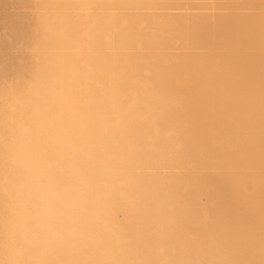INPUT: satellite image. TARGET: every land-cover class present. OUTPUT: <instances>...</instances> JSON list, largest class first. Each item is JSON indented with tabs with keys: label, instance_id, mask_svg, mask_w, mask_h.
Instances as JSON below:
<instances>
[{
	"label": "bare ground",
	"instance_id": "6f19581e",
	"mask_svg": "<svg viewBox=\"0 0 264 264\" xmlns=\"http://www.w3.org/2000/svg\"><path fill=\"white\" fill-rule=\"evenodd\" d=\"M219 3L0 0V264H264V0Z\"/></svg>",
	"mask_w": 264,
	"mask_h": 264
},
{
	"label": "rangeland",
	"instance_id": "374dc122",
	"mask_svg": "<svg viewBox=\"0 0 264 264\" xmlns=\"http://www.w3.org/2000/svg\"><path fill=\"white\" fill-rule=\"evenodd\" d=\"M42 1V4L40 5V8H39V11L40 12H42L43 11V13H48L49 14V12L50 13H54V12H56V14L57 15H59L60 16V19H61V24L64 22V23H69V22H71V23H75V25H76V27H79L80 25H84L85 23H88L89 22V24L91 23V20H92V18H94L95 19V17L96 18H98L97 16H99V17H101V16H110V15H119V16H122V15H130V14H132V15H148V14H154V15H161V16H165V15H171L172 13H174V14H176V13H178V14H182V13H189V14H192V13H197V12H202V7H203V4L205 5V4H207V3H209V2H213L214 1V3H218V4H220L219 2L221 1L222 2V0H147V1H143V0H141L142 2L141 3H146L147 5H145V6H143V5H140L141 3H137L136 2V0H132L133 2H135L134 4H130L129 2H128V0L127 1H125L124 0V2L123 1H121L120 2V0L118 1V0H41ZM64 1H66V3L64 2ZM73 1H75L74 3H73ZM78 1V2H77ZM84 1V2H83ZM101 1V2H100ZM104 1H106V2H104ZM116 1V2H115ZM131 0H130V2H132ZM138 1V0H137ZM140 1V0H139ZM148 1H150V3L148 2ZM154 1H158V4H157V2H154ZM167 1V2H166ZM180 1V2H179ZM182 1V2H181ZM203 1L205 2V3H203ZM216 1V2H215ZM54 2V3H53ZM57 2V3H56ZM92 2V3H91ZM116 4H115V3ZM162 2V3H161ZM176 2V3H175ZM184 2V3H183ZM187 2H188V4H187ZM192 2L194 3V4H192ZM64 3H65V5H64ZM67 3H69V4H67ZM79 3V4H78ZM81 3H83V5L81 4ZM88 3V4H87ZM121 3V4H120ZM128 4V5H125V4ZM153 3H155V4H153ZM160 3V4H159ZM167 3H169V4H167ZM171 3H173V4H171ZM45 4V5H44ZM95 4H96V6H95ZM110 4V5H109ZM122 4H123V6H122ZM179 4H182V5H179ZM184 4V5H183ZM191 4V5H190ZM71 5V6H70ZM117 5H118V7H117ZM135 6V7H132V6ZM138 5V6H137ZM141 7H140V6ZM154 5H155V8H154ZM169 7H168V6ZM173 5V6H172ZM175 5V6H174ZM103 6V7H102ZM106 6V7H105ZM129 8H128V7ZM143 6V7H142ZM152 6V7H151ZM158 6V7H157ZM171 6V7H170ZM177 6V7H176ZM179 6V7H178ZM192 6H193V8H195V7H197L196 9H193L192 8ZM195 6V7H194ZM56 7V8H55ZM68 7V8H67ZM131 7V8H130ZM137 7V8H136ZM148 7V8H147ZM160 7V8H159ZM183 9H182V8ZM189 7H191V8H189ZM200 7V8H199ZM49 8V9H48ZM54 8V9H53ZM102 8H103V10H102ZM116 8H117V10H116ZM133 8V9H132ZM144 9V10H142V13L141 12H139L140 10L139 9ZM147 8V9H146ZM168 8V9H167ZM176 8V9H175ZM181 8V9H180ZM189 8V9H188ZM75 9V10H74ZM77 9V10H76ZM89 9H91V10H89ZM98 9V10H97ZM105 9V10H104ZM126 11H125V10ZM129 9V10H128ZM132 9V10H131ZM135 9V10H134ZM185 9V10H184ZM86 10V11H85ZM100 10V11H99ZM113 10V11H112ZM139 10V11H138ZM149 10V11H148ZM47 11V12H46ZM60 11V12H59ZM118 11V12H117ZM130 11V12H129ZM144 11V12H143ZM209 11H211V12H218V11H221V9H215V10H209ZM68 12V13H67ZM72 12H73V14H72ZM192 12V13H191ZM78 13V14H77ZM76 14V15H75ZM122 14V15H121ZM68 15H69V17H68ZM66 16V17H65ZM73 16V17H72ZM68 17V18H67ZM76 17V18H75ZM85 17V18H84ZM65 20H64V19ZM70 19V20H69ZM84 19V20H83ZM63 20V21H62ZM89 20V21H88ZM87 21V22H86ZM93 21V20H92ZM77 22H79V23H81V22H83V23H81V24H79V26H78V23ZM63 23V24H64ZM66 24H64V25H61L62 26V28H66V26L68 25H66ZM138 26H139V23L137 24ZM64 26V27H63ZM85 26H88V24H86V25H84V26H82L81 28H80V32H81V29L83 28V27H85ZM75 27V28H76ZM94 28H96L95 30H94V32L93 33H95V34H98V33H96L97 31H100V28H99V26H94ZM98 28H99V30H98ZM179 28H180V32L183 34V32H184V30L182 29V27L181 26H179ZM84 30H85V28H83ZM82 29V30H83ZM76 30H77V28H76ZM84 30L82 31V32H84ZM79 31H75L76 32V36H78L79 38H81V34H83V33H80ZM75 32H74V36H75ZM78 34V35H77ZM94 34V35H95ZM80 35V36H79ZM77 37H75L74 39H76ZM78 39V38H77ZM88 41H89V39L88 40H86V42H87V44H88V47L87 46H85V48H86V50H85V48H84V51L87 53L88 52V54L90 55V54H92V50L94 51V48L92 47L91 48V44L90 43H88ZM86 44V45H87ZM90 44V45H89ZM112 48V49H111ZM109 49H110V51H109ZM91 50V51H90ZM113 50V51H112ZM89 51H90V53H89ZM101 51H103L104 53H108V54H117V53H123V52H126V51H129V50H126V48H120L119 46H115V44H112V42L111 43H109L108 45H106L105 47H102L101 49H100V52ZM95 52V51H94ZM80 58V57H79ZM81 59V58H80ZM80 59H78V62H82L83 61V58L81 59V61H80ZM84 62V61H83ZM83 62L82 63H80V66H85V65H87L85 68H87L88 69V67L90 66V68H89V75H91L90 73H92L93 72V69L97 72V74L98 73H100L99 71H101V73H103L102 72V69L100 70V68L98 67V66H94V68H93V66L92 65H94V64H83ZM86 62V61H85ZM82 64V65H81ZM89 65V66H88ZM82 66V67H83ZM92 67V68H91ZM98 68H99V70H98ZM92 70V71H91ZM93 74H94V72L92 73V76L91 77H93ZM96 74V75H97ZM95 75V74H94ZM98 76H99V74H98ZM91 77H90V79H91ZM94 77H96V76H94ZM100 77H102V76H100ZM100 77H96V78H94V81H93V83L94 84H96V83H98V85H101V83H103L104 81H102L101 79H103V78H101L100 79ZM104 77V76H103ZM97 78H99V79H97ZM100 80V81H99ZM91 81H92V79H91ZM11 169V167L9 168V170ZM189 170H192L191 168L189 169ZM176 171H180L179 169H177ZM206 171H209V170H206ZM16 206V204L14 203V204H12V206ZM116 216H119V215H116ZM115 216V217H116ZM117 218V217H116ZM116 220H121V216H119V218L118 219H116ZM88 251V255H89V253L91 252L90 250H87ZM90 251V252H89ZM86 255H87V252H86ZM90 255H91V253H90ZM88 260H90V258L88 259ZM65 262V264H67V262L66 261H64ZM64 262L62 263V264H64Z\"/></svg>",
	"mask_w": 264,
	"mask_h": 264
}]
</instances>
